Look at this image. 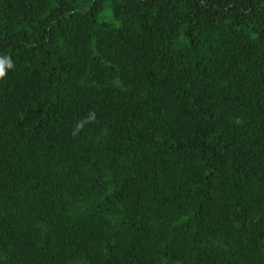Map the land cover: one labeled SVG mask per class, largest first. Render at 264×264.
Wrapping results in <instances>:
<instances>
[{"label": "trees", "instance_id": "16d2710c", "mask_svg": "<svg viewBox=\"0 0 264 264\" xmlns=\"http://www.w3.org/2000/svg\"><path fill=\"white\" fill-rule=\"evenodd\" d=\"M0 264H264V0H0Z\"/></svg>", "mask_w": 264, "mask_h": 264}, {"label": "clouds", "instance_id": "9594fccd", "mask_svg": "<svg viewBox=\"0 0 264 264\" xmlns=\"http://www.w3.org/2000/svg\"><path fill=\"white\" fill-rule=\"evenodd\" d=\"M5 67L11 68L12 67L11 61L7 59H0V73L4 74Z\"/></svg>", "mask_w": 264, "mask_h": 264}]
</instances>
